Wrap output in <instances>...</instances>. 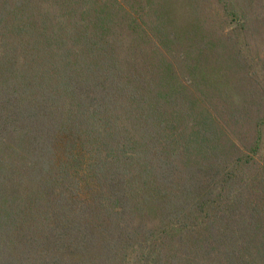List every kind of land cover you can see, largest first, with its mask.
<instances>
[{
  "label": "trees",
  "instance_id": "trees-1",
  "mask_svg": "<svg viewBox=\"0 0 264 264\" xmlns=\"http://www.w3.org/2000/svg\"><path fill=\"white\" fill-rule=\"evenodd\" d=\"M263 30L264 0H0V264H264Z\"/></svg>",
  "mask_w": 264,
  "mask_h": 264
},
{
  "label": "rangeland",
  "instance_id": "rangeland-1",
  "mask_svg": "<svg viewBox=\"0 0 264 264\" xmlns=\"http://www.w3.org/2000/svg\"><path fill=\"white\" fill-rule=\"evenodd\" d=\"M255 45V46H253ZM249 44L245 48L246 54L249 55V57L254 59L253 64V76L255 78L254 82L257 84L256 89H253L252 87H249V91L252 93L253 98H257L258 95L261 93V90L264 92V30L260 32L259 36H257L256 44ZM233 81V89L232 94L237 99V101L240 103L242 101H245L247 99V94L252 97L251 93L248 91L247 85L240 80L239 77L234 76L232 79ZM264 108V106H263Z\"/></svg>",
  "mask_w": 264,
  "mask_h": 264
}]
</instances>
